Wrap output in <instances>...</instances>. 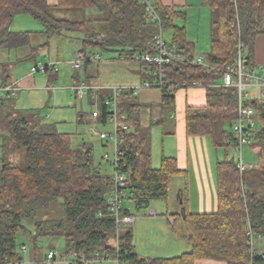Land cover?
Listing matches in <instances>:
<instances>
[{"label":"trees","instance_id":"trees-1","mask_svg":"<svg viewBox=\"0 0 264 264\" xmlns=\"http://www.w3.org/2000/svg\"><path fill=\"white\" fill-rule=\"evenodd\" d=\"M155 3L161 29L169 31V46L183 59L166 67L161 91V106L174 102L180 88L200 87L206 92L205 104L187 105L185 109L188 135H210L218 146H233V134L224 126L235 120L237 94L234 88L215 87L221 69L234 56L237 29L240 28L247 63L254 65L256 37L264 34V0H202L211 10L210 52L205 55L209 67L192 62L194 43L186 36L184 26L175 23L185 18V11ZM95 9L106 17H83L81 20L60 18L53 11ZM17 14H28L40 22L49 36L64 31L82 33L81 53L87 47L116 50L121 60L154 52L157 27L146 15L139 0H58L53 7L47 0H0V48L12 49L29 44L28 32L10 29ZM104 14V13H103ZM35 49L32 50L33 54ZM91 54V53H90ZM91 62L85 60L84 66ZM149 81L156 80L154 66L137 62ZM3 86L9 85L8 70L1 66ZM136 95L123 91L120 111L127 116L130 128L118 146V161L113 171L126 176L121 193L136 210L151 201L166 200L170 179L179 174L176 160L164 157L159 168L151 166L150 133L141 124L140 105ZM259 120L264 122V106L251 103ZM106 109L100 106L99 121L106 122ZM256 145L264 151V127L254 134ZM0 264H16L21 257L18 232L28 233L33 248L42 238L62 237L63 254L83 252L106 254L117 264H194L197 259H216L226 264H254L264 258H251L247 229L264 241V166L246 184L234 160H224L216 167L217 207L211 213H190L185 208L173 213L172 229L184 236L190 249L173 257H140L132 243L131 224L118 226L112 203L111 174H104L94 164L93 146L86 142L74 145L70 135L46 123L34 110H18L9 94H0ZM253 168V167H252ZM62 199L63 216L58 219L40 217L50 204ZM122 215H133L124 205ZM32 229V232L29 230ZM111 241V242H110ZM113 242V243H112ZM40 259L34 264H54Z\"/></svg>","mask_w":264,"mask_h":264},{"label":"rangeland","instance_id":"rangeland-1","mask_svg":"<svg viewBox=\"0 0 264 264\" xmlns=\"http://www.w3.org/2000/svg\"><path fill=\"white\" fill-rule=\"evenodd\" d=\"M205 7H203L202 12L200 13V15L202 14L201 22L198 21L197 9H195L196 12L192 16L193 20L190 18L188 25L182 17L175 20L176 25L184 26L187 30L186 36L188 40L191 39L190 41L195 43V57L205 56L210 52V10L208 6L205 5ZM53 13L57 17L72 20H81L83 17L92 18V16H97L98 18L103 16L106 17L105 12H100L95 9H90L86 12L82 10L65 11L56 9ZM162 33L165 41L169 43L171 33L169 31L164 32L163 30ZM79 36L82 39V34L79 31H64L59 38H56L57 40H53V42L51 41L52 43L50 42L49 48L38 53L35 57V62L29 60L15 62L11 68L10 75L15 76L16 78L28 75L30 78L35 80V83H32L33 87L31 88H21L19 91L20 93L18 92L19 94L17 93L14 95L13 99L18 108H40L43 119L48 122L55 123L59 132H64L70 135V140L74 145H78L82 142L91 144L93 146L94 164L100 167L102 173L112 174V164L110 161L103 160V156L107 153L112 158L114 155V146L112 143H106L99 137L100 132H111L112 126L107 122L102 124L94 121L91 117V110L93 109L94 104H92L90 99H88L87 95L81 99L75 97L72 88L74 84L76 85L81 82H86L87 80H85L84 70L82 67L80 69H74L72 67V62L76 58L78 48L82 49V46L80 47L77 42V37ZM86 49L90 53L100 55V59L93 62L91 66V77L88 79L90 83H114L117 84V86L120 84L137 83L135 86H140L137 74L139 64L136 61L121 60V58H118L119 53L116 50H103L98 47H87ZM38 63H41V65L54 64L53 72L51 71L46 73L36 71L31 74V68ZM260 75H264V72H260ZM73 76H77L79 78V82L77 81L75 83L72 80ZM216 82L217 84H221L220 79ZM47 85L49 86L48 88ZM256 90L257 89H254L251 92L255 94ZM160 92V88L158 87L140 88L138 91L139 95L136 99L137 102L143 104H141L140 110L142 125L145 129H148L151 134V162L153 159H156L157 156L161 155L164 143L167 140L164 139L166 137H171L163 134V126L168 129L172 123L169 113L173 110V106H165L163 109H161L160 106H151L148 108L150 105L159 102ZM81 115L83 116V119L80 120ZM161 116L168 124L161 126L153 123L156 118ZM224 127L231 131L230 126L225 125ZM263 127L264 122L259 120L256 116L251 128L252 132L256 133ZM256 143L257 139L252 137L251 142L241 148L243 162L246 164L248 162L253 164V168L249 169L245 173L246 184L249 180L254 178L253 174L261 171L260 167L264 166L261 165L263 156ZM208 147L210 155L213 156L214 148L212 146ZM217 150L223 159L234 160L236 162L239 158L238 151L232 145L227 149L220 147L217 148ZM243 174L240 175L243 176ZM175 179L177 178L173 177L170 181L166 200L151 201L148 207L140 210H136L134 205L127 199H124L123 201L124 205L131 210L134 217L137 219L141 217L142 219L138 221L136 220V224L133 225L137 242V244L134 242L136 244L135 249L140 253L143 252L147 255L160 257H172V253H169V251H166L167 253H161L160 251L153 253V245L156 243L158 249L160 247H169L171 245V239L173 242L172 245L174 244L173 239H175V237L171 232L170 224L168 223L165 215L172 213L174 211V207L176 208L177 206L176 195L173 191V187L176 183H178V180ZM122 196L124 197L126 195L123 194ZM108 201H111L110 198ZM152 210H155L158 215L152 216V218H148L146 220L142 218L144 215L147 216ZM62 216L63 206L62 199L60 198L53 201L46 212L44 211L40 214V217L48 219H58ZM146 221L151 222L148 223ZM29 230L32 232V229ZM28 236V233L25 232H18L16 234L17 243L19 245L25 243L28 247V254L26 255V258H29L31 254L36 253L37 258L40 259L49 250H54L57 254L54 264H69L70 260L74 259L71 255H63L65 243L62 237H47L40 239L35 251ZM159 238H161L160 242H158ZM255 246L259 249H264V241L260 238H256ZM253 250H255V248H253ZM93 264H117V262L114 258L109 257L96 261ZM254 264H264V261H258Z\"/></svg>","mask_w":264,"mask_h":264},{"label":"crops","instance_id":"crops-1","mask_svg":"<svg viewBox=\"0 0 264 264\" xmlns=\"http://www.w3.org/2000/svg\"><path fill=\"white\" fill-rule=\"evenodd\" d=\"M158 1L163 6L176 7L179 10L180 9L184 10L186 13L185 17L187 16L186 18H184L185 19L184 21H186L187 25H188L190 18L191 20H193L192 16L196 12L195 9L198 10L197 12L198 21L201 22L202 14L200 15V13L202 12V9L203 7H205V5L208 6L207 4L202 2V0H158ZM47 2L49 5L53 7H55L58 4V0H47ZM209 20L211 21V10L209 11ZM10 29L13 32H28L29 33V44L27 46H23V47L16 48V49L15 48H12V49L0 48V54H1L0 55L1 56L0 65L1 66L5 65V67L7 68L10 84H12L13 89H14L11 92L3 91L2 87L4 86L2 84V78L0 77V94H3V95L9 94L11 98V102L16 109L22 110V111L24 110H34L35 111L36 110L39 112V117L43 121H45L46 123H51L55 125V123L48 122L45 119H43L40 108L32 107V108H25V109L22 108L21 109L16 106V102H14L13 96L16 95L21 90V88L33 87L32 83H35V80L30 78L28 75H25L21 78H16L15 76H11L10 72L15 62L26 61V60L35 62V57L38 55V53L49 48L50 42L51 41L53 42V40H57L56 38H59V36L62 33L49 36L48 34L44 32V27L42 26V24L28 14H17L12 20ZM210 33H211V28H210ZM82 38H83V35H82ZM77 42H78V45H80L81 47L82 39L80 38V36L77 37ZM194 46H195V43H194ZM33 49H35V52L31 54ZM79 49L80 48H78V52H80L81 50ZM253 61L255 65H261L264 68V34H260L256 37ZM92 64L93 63H90L88 66L86 65V67L85 66L83 67L85 80L87 79L86 82L84 83L88 84L89 86H93L97 88L96 93L94 95L93 93L87 94V97L88 99H90L92 104H94L95 103L94 101L96 100H101L109 96L110 87H114V86L116 87H136L135 85L137 83L136 84H120L118 86L117 84H114V83L113 84L112 83L110 84L90 83L88 79L91 77L90 69H91ZM48 65L49 64H46L45 66H48ZM51 66H52V69L46 71V73L51 72V71L53 72L54 64H51ZM0 72H1V68H0ZM31 74L33 73L31 72ZM137 74L139 77L140 85L142 82L149 80L147 74L142 70L140 66H139V70ZM72 80L75 83L77 81L79 82V78L77 76H73ZM48 85H47V88L49 87ZM256 94H258L257 90H256L255 95ZM138 95L139 93L135 96L136 99ZM205 98H206V92L203 88H200V87H188V88L177 89L174 92V102L171 104L173 106V110L169 113V117L172 120V123L170 124L169 128L166 129L167 127L165 128L163 126L164 124H168V123L164 121L162 116L159 118H156L155 121L153 122L155 124H159L163 126V132H164L163 134L169 135L171 137L169 138L166 137L164 139V140L166 139L167 140L164 143L162 153L160 156H157L156 159L152 160L151 166L155 169L159 168L161 165L162 159L164 157H168V158L175 159L178 169L181 170L179 174L173 176L177 178L175 180H178V183H176V185L173 187V191L176 195V205L177 206L176 208L174 207V211L172 213L165 215L168 223L170 224L171 232L172 234H174L173 236L175 237V239H173L174 244L172 245L173 242L171 239V245L169 247L168 246H166L165 248L160 247L158 249L155 243L153 245V253H155L156 251L157 252L160 251L161 253H167L166 251H169V253H172L171 255L173 257V256H177L184 252L189 251L190 245L188 244L184 236L180 233L175 232L172 229L171 223L173 222V219H172L173 217L171 215L173 213L181 211V208H185L187 212H190V213H211L216 210V207H217L216 167L219 162L227 160V159L221 158L217 148L224 147L225 149H227L229 145L227 144L224 146L216 145L215 140L210 135H188L186 131V121H185L186 106L187 105L202 106L205 104ZM160 101H161V92H160L159 102L150 105L148 108H150L151 106H160L161 109H163ZM138 103L140 105V110H141L142 103L140 102ZM94 108L95 106L91 110V113L94 110ZM81 119H83L82 115L80 116V120ZM92 119L96 122H100L98 118H92ZM141 124H142V120H141ZM61 133H64V132H61ZM208 146H212L214 148L213 156L210 155ZM150 152H151V134H150ZM261 153L263 156L261 165H264V151H262ZM0 156H1V152H0ZM247 164H250L253 166V164L249 162ZM169 185H170V182H169ZM180 199H182V203H180ZM156 215H158L157 212L155 210H152L147 216L144 215V217L142 218L146 220ZM132 216L134 217V215ZM134 218L135 220L132 223V230H133L132 243L135 249L137 242H136V235L134 234L135 231H134L133 225L136 224L138 220H142V219L141 217L139 219H137L136 217ZM146 222L150 223L151 221H146ZM160 241H161V238H159L158 242ZM135 251L140 257H143V258L144 257H150V258L160 257V256H154V255H147V254H144L143 252L140 253L136 249ZM31 256L28 259L35 262L31 258ZM194 264H226V263L220 260H216V259H197L194 261Z\"/></svg>","mask_w":264,"mask_h":264},{"label":"built area","instance_id":"built-area-1","mask_svg":"<svg viewBox=\"0 0 264 264\" xmlns=\"http://www.w3.org/2000/svg\"><path fill=\"white\" fill-rule=\"evenodd\" d=\"M145 5L146 15L148 21L157 27V34L154 36V52L152 53H142L134 56V61L140 62L146 65L154 66L153 74L157 77L155 81L151 82L146 80L141 83L140 86L136 87H110L109 96L101 100H96L94 103V110L91 113L92 118H99L100 116V106L103 105L106 109V122L112 126V131L109 133L100 132L99 137L101 140L110 142L114 146V155L111 158L109 154L103 156V160L110 161L112 166L115 167L118 161L120 151L118 146L123 138V134L130 128L127 116L120 111V98L123 91H131L133 95H137L140 88L149 87H160L164 85L163 77L166 67L170 65L173 60H182L180 55H177L173 49L170 48L169 43L165 41L162 29L160 17L157 13L156 5L151 0H139ZM100 59L98 54H85L78 52L76 54L75 60L72 62V67L74 69H79L84 60H89L90 62H95ZM193 63L202 64L205 67H209L205 62L204 56L194 57L192 59ZM52 69L51 65L45 66L40 63L31 68V72L36 71L45 72L46 68ZM221 84H213L215 87H225L234 88L237 94V103L234 109L235 120L230 126L231 132L233 134L232 143L239 154V158L236 161L239 173L251 169L253 166L246 164L242 160L241 148L251 142V138L254 137L252 132V126L254 119L257 116L255 108L252 106V102L256 101L262 106H264V75H260V72H264V68L261 65H249L247 63V58L245 54V46L242 40L241 31L238 27L237 29V39L234 45V56L221 70ZM75 97L81 99L88 93H96L97 88L89 86L88 84L81 82L74 85L73 87ZM3 91L11 92L13 91L12 84L2 87ZM257 89L258 94H254L251 91ZM110 179L114 183V188L109 194L108 199L112 203V209L115 216V221L117 223V233L119 231L118 226L122 224H131L134 222L135 218L131 215H122L120 209L123 206V193H121L122 188L125 185L126 176L123 173L113 171L110 175ZM154 214V213H153ZM247 235L249 237V244L251 246V258L258 256L264 258V249H259L255 246L254 232L250 227L247 229ZM262 239V238H260ZM255 248V250H253ZM21 259H19L16 264H34V262L28 258L26 255L28 253V247L26 244L20 246ZM65 255V254H63ZM74 259H71L69 264H93L96 261H100L107 258L106 254L93 253L90 255H85L83 252L69 253ZM65 255V256H67ZM57 254L54 250H49L46 256L47 261H52L56 259ZM66 258V257H65ZM252 264V263H250Z\"/></svg>","mask_w":264,"mask_h":264},{"label":"bare ground","instance_id":"bare-ground-1","mask_svg":"<svg viewBox=\"0 0 264 264\" xmlns=\"http://www.w3.org/2000/svg\"><path fill=\"white\" fill-rule=\"evenodd\" d=\"M84 62H85V60L83 61V64H82V66H81L82 68L84 67ZM91 63H93V62H91ZM81 67H80V68H81ZM80 68H79V69H80ZM48 70H51V69L47 67L46 70H45V72L48 71ZM74 96H75V95H74ZM105 142H106V141H105ZM106 143H107V142H106ZM113 188H114V183H113ZM131 216H132V215H131ZM131 224H132V223H131ZM47 253H48V252H47ZM47 253H46V256H47ZM45 260H46V257H45ZM53 260H56V259H53ZM46 261H47V260H46Z\"/></svg>","mask_w":264,"mask_h":264},{"label":"water","instance_id":"water-1","mask_svg":"<svg viewBox=\"0 0 264 264\" xmlns=\"http://www.w3.org/2000/svg\"><path fill=\"white\" fill-rule=\"evenodd\" d=\"M180 203H182V199H180ZM20 259H21V257H20Z\"/></svg>","mask_w":264,"mask_h":264}]
</instances>
